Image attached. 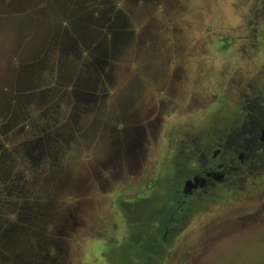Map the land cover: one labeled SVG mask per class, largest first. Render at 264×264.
<instances>
[{"label": "rangeland", "instance_id": "1", "mask_svg": "<svg viewBox=\"0 0 264 264\" xmlns=\"http://www.w3.org/2000/svg\"><path fill=\"white\" fill-rule=\"evenodd\" d=\"M263 1L0 0V264H264V170L156 228L264 76Z\"/></svg>", "mask_w": 264, "mask_h": 264}, {"label": "flooded vegetation", "instance_id": "2", "mask_svg": "<svg viewBox=\"0 0 264 264\" xmlns=\"http://www.w3.org/2000/svg\"><path fill=\"white\" fill-rule=\"evenodd\" d=\"M258 16L264 18V8ZM187 56L181 54V60L186 62L188 58H192L191 55ZM147 63L145 60L141 64L140 73L132 75L134 81L143 82L151 77L147 72ZM182 78L183 76L179 77V83ZM250 82L247 83L248 87L245 86L246 83L241 87L240 124L226 128L212 140L203 141L201 144L187 141L183 145L179 155L178 181L176 187L170 189L174 191V198L165 200L173 208L172 217L169 223L158 222L157 229L163 228L165 233L176 232L177 223L188 217V211L192 207L205 206L208 201L218 197V190L226 185H238L236 176L239 173L248 175L258 169L264 170V76L254 77L253 82ZM173 89L177 92L176 88ZM156 110L158 108L152 109L150 115ZM164 111L161 106L160 114H164ZM129 136V146L134 145L137 136L132 133ZM48 214L50 213H43ZM176 216L183 217L178 220ZM157 236L159 237L158 233ZM34 244L36 246L38 242Z\"/></svg>", "mask_w": 264, "mask_h": 264}]
</instances>
